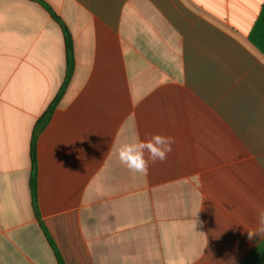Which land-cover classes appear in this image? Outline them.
Masks as SVG:
<instances>
[{"label": "crops", "instance_id": "0c3cea01", "mask_svg": "<svg viewBox=\"0 0 264 264\" xmlns=\"http://www.w3.org/2000/svg\"><path fill=\"white\" fill-rule=\"evenodd\" d=\"M0 0V264H264V0ZM175 139L147 174L123 143Z\"/></svg>", "mask_w": 264, "mask_h": 264}, {"label": "trees", "instance_id": "16d2710c", "mask_svg": "<svg viewBox=\"0 0 264 264\" xmlns=\"http://www.w3.org/2000/svg\"><path fill=\"white\" fill-rule=\"evenodd\" d=\"M34 1L40 4L48 12L51 18L60 26L62 33H63V37H64L66 58H67V70H66V76H65L64 82L61 88L59 89L58 93L56 94V96L49 103L46 110L41 115V117L36 121L34 130L32 132L31 142H30L29 155H30L31 170H30V177H29V190H30V197H31V203H32L34 214L39 219V211H38V204H37V154H36L37 153V139L39 135L41 134V132L49 124L52 114L56 106L58 105L62 97L64 88L72 74L73 51H72L71 35L68 29L66 28V26L63 24V22L56 16V14L42 0H34ZM248 40L254 47H256L260 51V53L264 54V3H262L259 15L249 32ZM40 226L54 252L57 264H64L59 252L56 249L54 242L50 238L42 222H40Z\"/></svg>", "mask_w": 264, "mask_h": 264}, {"label": "clouds", "instance_id": "9594fccd", "mask_svg": "<svg viewBox=\"0 0 264 264\" xmlns=\"http://www.w3.org/2000/svg\"><path fill=\"white\" fill-rule=\"evenodd\" d=\"M175 139L171 136L155 134L145 140L123 143L118 149V159L130 172L147 174L149 168L157 162H165L172 152ZM247 238H264V207L258 208L256 224L246 229Z\"/></svg>", "mask_w": 264, "mask_h": 264}]
</instances>
